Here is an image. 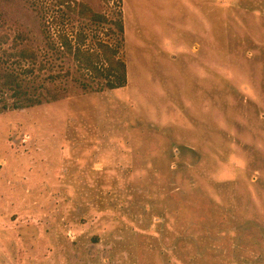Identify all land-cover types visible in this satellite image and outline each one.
<instances>
[{"label":"rangeland","instance_id":"374dc122","mask_svg":"<svg viewBox=\"0 0 264 264\" xmlns=\"http://www.w3.org/2000/svg\"><path fill=\"white\" fill-rule=\"evenodd\" d=\"M75 1L110 21L0 0V87L38 98L0 88V264H264V0ZM79 32L124 86L63 53Z\"/></svg>","mask_w":264,"mask_h":264},{"label":"trees","instance_id":"16d2710c","mask_svg":"<svg viewBox=\"0 0 264 264\" xmlns=\"http://www.w3.org/2000/svg\"><path fill=\"white\" fill-rule=\"evenodd\" d=\"M55 3L59 6L64 5L78 16L92 23L104 24L110 21L104 14L93 11L91 7L85 3L75 0H55ZM113 24L122 31L123 25L121 20H113ZM59 39V44L63 53L73 58L78 67L89 73L92 77L103 79L106 88L114 89L125 85L127 77L126 65L124 61L117 56L118 49L116 46L99 40L94 48H85V35L82 32L77 34L76 43H73L66 34H60ZM10 55L15 56L17 61L24 59L35 61L37 57L35 51L26 47L20 48L16 52H11ZM9 71L10 72L5 75L4 80H2L0 88L10 89L12 95L17 97L13 102V106L23 107L35 104L38 98L28 95L29 92L23 88L24 81L20 73ZM22 71L27 73L32 70L30 68H25ZM3 107L6 108L7 105L4 104Z\"/></svg>","mask_w":264,"mask_h":264}]
</instances>
